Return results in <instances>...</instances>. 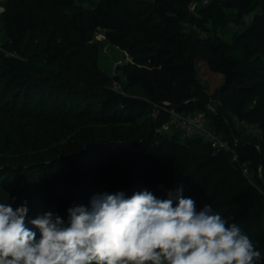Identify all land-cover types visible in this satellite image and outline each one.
Here are the masks:
<instances>
[{
    "label": "trees",
    "instance_id": "1",
    "mask_svg": "<svg viewBox=\"0 0 264 264\" xmlns=\"http://www.w3.org/2000/svg\"><path fill=\"white\" fill-rule=\"evenodd\" d=\"M45 1L0 0V107L38 119L57 103L62 114L82 111L93 123L70 132L64 128L34 150L33 160L18 165L32 171L41 207L61 209L59 216L67 222V209L78 202L76 191L102 188L130 197L148 190L166 199L183 186V196L192 198L198 211L209 205L229 224L236 223L261 252L258 264H264V0H150V16L124 12L121 6L129 0L90 5L84 4L92 0H47L50 6L41 16L37 9ZM193 1L198 5L191 10ZM185 24L215 29L201 40L208 68L223 79L213 94L189 55V35L180 29ZM39 28L45 41L27 51L29 33ZM99 29L132 57L114 79L123 82V91L136 86L140 93L113 90L108 76L94 89L82 83L79 66L70 78L66 59L77 50L94 52L97 43L91 40ZM171 108L205 111L209 128L229 148H215L200 135L158 131L171 119ZM233 116L260 134L240 137ZM120 124L133 132L106 134L105 126ZM46 148L55 152L42 151ZM76 163L91 168L96 179L85 181ZM7 167L18 170L14 164ZM15 184L11 175L0 176L1 187Z\"/></svg>",
    "mask_w": 264,
    "mask_h": 264
},
{
    "label": "clouds",
    "instance_id": "2",
    "mask_svg": "<svg viewBox=\"0 0 264 264\" xmlns=\"http://www.w3.org/2000/svg\"><path fill=\"white\" fill-rule=\"evenodd\" d=\"M65 222L46 212L26 220L27 202L0 203V264H258L262 254L211 206L199 211L183 186L158 199L142 190L101 193L73 205ZM39 230L37 233L27 225Z\"/></svg>",
    "mask_w": 264,
    "mask_h": 264
},
{
    "label": "rangeland",
    "instance_id": "3",
    "mask_svg": "<svg viewBox=\"0 0 264 264\" xmlns=\"http://www.w3.org/2000/svg\"><path fill=\"white\" fill-rule=\"evenodd\" d=\"M95 2L96 0H92L90 3L84 5L95 4ZM49 6L50 2L46 0L37 9L39 14L45 16ZM121 9L128 13L132 12L142 16H150V0H129L121 6ZM207 27V29H202L191 24H185L180 29L189 35V55L198 64L201 78L207 85L208 91L213 94L223 79L220 74L212 72L206 64V53L201 40L215 33V29L211 25H207ZM230 30L235 29L230 27ZM46 37L43 28L30 32L25 42V48L27 51L37 48V45L43 43ZM91 41L97 43L94 52L86 55L82 52L79 53L77 50L66 61L69 64L68 72L70 78L76 76L79 72L77 68L79 66L83 76V79H81L82 83L87 81L92 88L99 89L102 85L100 78L108 76L112 79V82L116 81L114 77L122 75V68L132 60V57L127 51L111 44L101 29L94 34ZM119 85L122 86L123 82H119ZM124 91L126 93H140V90L136 86ZM230 119L238 129L240 137L246 139L257 135L253 126L240 123L236 116ZM92 123L87 116L82 115V111L76 116L62 114V110L57 103L54 106H49L46 116L38 119L26 116L19 117L9 106L0 107V167L4 168L6 165L14 164L18 169L17 171H13L9 170L8 167L4 168V170L0 168V176L3 174L11 175L16 181V186L11 185L12 189L0 186V203H8L15 209L24 204V202H27L28 213L26 220L28 221L46 213L43 207H41L43 205L42 197L35 185L36 179L31 177L32 171H22L18 165L33 160L35 157L34 150L37 147L43 146L45 142L52 141L53 137L61 134L60 131H63L64 128L70 132V128L75 129L74 127H80L79 125L91 127ZM96 124L98 126L101 125L100 123ZM104 130L107 135L111 136L112 131L123 134H127L130 131L133 132V127L120 124L117 126H105ZM42 151L48 153L55 152L53 148H46ZM73 165L77 173L85 181H94L96 179V174L91 168L80 163ZM12 182L10 181V184ZM76 193L78 196L77 205L90 208L91 198L96 194L105 192L100 188L98 190H88L83 194H80L78 191ZM60 211L61 209L58 208L52 213L59 215ZM27 226L35 231L37 235L39 234V230L34 228L30 223Z\"/></svg>",
    "mask_w": 264,
    "mask_h": 264
},
{
    "label": "built area",
    "instance_id": "4",
    "mask_svg": "<svg viewBox=\"0 0 264 264\" xmlns=\"http://www.w3.org/2000/svg\"><path fill=\"white\" fill-rule=\"evenodd\" d=\"M208 2V0H203V3ZM198 5L197 1H193L190 4V9L194 10L195 7ZM4 8L1 7L0 11H2ZM247 20L249 17H245ZM232 28H237V25L234 22H230L229 24ZM111 88L113 90H116L117 92L124 93V91L121 89V86L119 83L114 81L111 85ZM209 107L212 110H215L213 105L210 104ZM171 113V119L164 123L161 127L158 128V131L160 132H173V131H179L181 133L182 138H186L192 135H200L204 137L205 139H208L211 143V145L215 148H229V142L218 135L215 131L209 128L206 113L205 111H194L191 113H183L176 111L175 108L170 109ZM257 134H260V130L258 128H255ZM234 159H237V154H234ZM244 172L246 174L248 173V168L244 167ZM260 173L262 174V169L260 168Z\"/></svg>",
    "mask_w": 264,
    "mask_h": 264
}]
</instances>
